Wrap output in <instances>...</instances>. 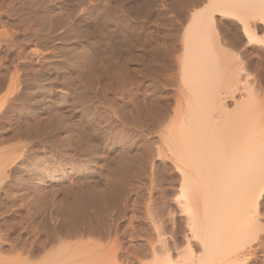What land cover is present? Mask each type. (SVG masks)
<instances>
[{
  "label": "rangeland",
  "instance_id": "rangeland-1",
  "mask_svg": "<svg viewBox=\"0 0 264 264\" xmlns=\"http://www.w3.org/2000/svg\"><path fill=\"white\" fill-rule=\"evenodd\" d=\"M207 2L0 1V42L30 60L11 55L25 73L23 97L0 93V264H52L63 242L91 246L102 264L116 254L118 264H150L151 242L167 264H195L200 243L191 263L187 214L176 205L177 160L158 154L192 101L181 81L184 36ZM214 18V41L238 67L236 80L222 81L231 88L220 94L227 120L245 101L264 125V25L256 23L262 42L248 44L239 23ZM257 203L253 235L224 264H264V191Z\"/></svg>",
  "mask_w": 264,
  "mask_h": 264
},
{
  "label": "bare ground",
  "instance_id": "bare-ground-1",
  "mask_svg": "<svg viewBox=\"0 0 264 264\" xmlns=\"http://www.w3.org/2000/svg\"><path fill=\"white\" fill-rule=\"evenodd\" d=\"M207 3L205 7L192 13L184 36L185 54L181 68V81L192 95V101L190 100L191 103L188 105L184 120L179 122L180 126H177L178 130H169L163 136L162 142L166 144L168 151L166 152L163 148L161 152L160 148L161 153L158 155L164 158L169 153L177 160L176 170L181 181V191L179 192L180 202L176 199L178 202L176 205L179 206L181 212L187 214V235L184 236L186 258L192 263L194 259L192 243L198 242L200 252L198 256L195 254L197 259L193 261L195 264L196 262L198 264H217L218 262L224 264V262L236 261L239 250L242 249L243 244L248 242L247 239L256 229H253L256 227L254 215L257 214V201L264 191V125L259 122L258 117L255 119L257 115L252 119L248 117V113H245L252 108L250 101L248 102L251 107L243 101L244 103L237 106L239 107L238 110L236 108L237 113L233 111L235 120L232 118L233 114L230 117L234 122L230 118L227 120L228 115L225 114L228 111L223 110L224 105L220 94L222 90L227 93L231 92V88L227 85L224 87L222 84L225 81H222L225 78L233 80L234 75L235 78L237 77V71L234 70L236 62H233L230 55V57L226 55L227 50L225 53L216 45L217 42L215 43L212 34L215 31L213 22L215 16H221L222 19L231 18L242 27L243 37L248 44L262 42L260 35H257V25H264V0H208ZM13 47L11 42H0V93L3 90L5 95L6 92V98L8 95L10 98L11 94H16L14 99L19 100L24 90L20 92L17 88L23 83L22 77H25V73L21 76L18 71V73L15 72L18 64H13L15 68L13 69L11 55L16 56L15 60L22 61L25 59L26 52L22 49L14 50ZM36 59L39 60V57ZM10 65L14 73L12 75L9 71L11 76L8 77L5 73ZM4 95L0 98L3 99ZM8 101L7 99V105ZM1 106L2 104L0 108ZM2 111L4 114L6 110ZM244 114L248 115L244 117ZM196 205L203 211L201 217L194 209ZM61 244L57 247V256L54 257L52 264L103 263L98 262V254L94 256L96 250L90 248L91 246L87 248L83 246L84 243L79 247L74 245L76 248L73 246L74 250L71 251L73 248L71 244L65 245L64 242ZM148 248L152 256L150 264H167L170 260L163 258L161 260L157 251L159 249L152 242L148 243ZM163 248L165 251L169 250L164 245ZM132 256L134 259V255ZM27 258L17 257L15 260L30 264ZM114 258L115 261L116 258ZM114 261H112L113 264L119 263V261L116 263Z\"/></svg>",
  "mask_w": 264,
  "mask_h": 264
}]
</instances>
